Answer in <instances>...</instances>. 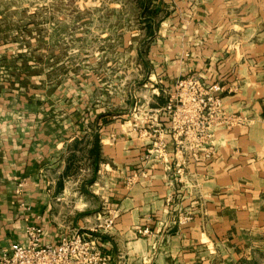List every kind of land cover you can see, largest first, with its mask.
Wrapping results in <instances>:
<instances>
[{
  "label": "crops",
  "instance_id": "crops-1",
  "mask_svg": "<svg viewBox=\"0 0 264 264\" xmlns=\"http://www.w3.org/2000/svg\"><path fill=\"white\" fill-rule=\"evenodd\" d=\"M149 2L135 15L157 47L136 56L153 69L134 104L95 110L83 100L48 119L30 93L0 88V248L24 239V216L49 243L63 222L83 228L82 216L93 224L111 210L116 226L102 235L111 264H264V0H183L180 11ZM191 74L221 87L226 114L245 120L215 127L210 157L205 147L176 155L170 133L165 107ZM146 116L168 147L152 170ZM20 182L29 212L13 204Z\"/></svg>",
  "mask_w": 264,
  "mask_h": 264
},
{
  "label": "rangeland",
  "instance_id": "rangeland-1",
  "mask_svg": "<svg viewBox=\"0 0 264 264\" xmlns=\"http://www.w3.org/2000/svg\"><path fill=\"white\" fill-rule=\"evenodd\" d=\"M149 1L0 0V88L30 93L48 119L65 116L83 100L95 110L134 104L144 97L145 74L153 69L136 56L146 59L157 47L153 29L144 31L147 20L135 15ZM182 1L167 0L179 11ZM155 19L152 28L159 31ZM175 19L182 22L181 14ZM85 217L83 228L97 224Z\"/></svg>",
  "mask_w": 264,
  "mask_h": 264
},
{
  "label": "built area",
  "instance_id": "built-area-1",
  "mask_svg": "<svg viewBox=\"0 0 264 264\" xmlns=\"http://www.w3.org/2000/svg\"><path fill=\"white\" fill-rule=\"evenodd\" d=\"M219 86H207L196 75L179 78L175 92L165 107L171 116L169 126L178 147L176 155L205 147L208 157L216 153L214 129L220 125L235 126L244 124L239 116L226 114L217 92ZM149 118L143 119V133L150 140L143 161L149 170L154 163L161 162L167 156V143L164 130L148 126ZM136 176H134L135 178ZM25 182L16 189L17 199L13 202L21 210L29 212L31 206L20 197L23 196ZM192 215L180 218V223L188 224ZM24 239L17 240L6 248H0V264H111L112 257L102 245V235L111 232L117 223L113 211L98 214L97 224L90 228L62 227L56 242H45L46 230L41 224H35L29 216H24ZM82 229H86L83 231ZM145 233L148 230L144 231Z\"/></svg>",
  "mask_w": 264,
  "mask_h": 264
}]
</instances>
